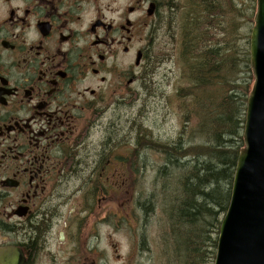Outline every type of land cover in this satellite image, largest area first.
<instances>
[{"label": "flooded vegetation", "instance_id": "flooded-vegetation-1", "mask_svg": "<svg viewBox=\"0 0 264 264\" xmlns=\"http://www.w3.org/2000/svg\"><path fill=\"white\" fill-rule=\"evenodd\" d=\"M151 2L0 0V264H104V229L136 250L148 159L120 123L153 80Z\"/></svg>", "mask_w": 264, "mask_h": 264}, {"label": "trees", "instance_id": "trees-1", "mask_svg": "<svg viewBox=\"0 0 264 264\" xmlns=\"http://www.w3.org/2000/svg\"><path fill=\"white\" fill-rule=\"evenodd\" d=\"M238 1L241 0H163L168 13L167 16L160 15L157 28L166 26L168 33L173 34L179 66L188 83V87L179 91V98L184 102L185 131L197 111L195 136L200 135L203 140L195 150L184 146L186 143L182 146L185 152L180 155L188 161L184 163V176L177 183L182 198L180 200L179 197L178 205L172 209L170 264L212 262L217 241L211 234L213 229L218 231L221 223L219 214H225L229 206L230 186L239 157L237 144L242 143L243 146L247 101L239 94V84L231 80L238 73L237 59L232 55L226 56L220 48H207L204 39L208 37L210 27L207 18L222 19L225 14L239 13ZM156 6L160 9V3ZM200 18H206L203 32ZM243 57L244 63L249 65L247 50ZM223 71L230 78L222 75ZM209 88L210 92L207 91ZM172 150L166 153V160L177 170L172 159L178 157L179 144ZM193 152L198 158L188 157ZM168 164L165 163L166 169L170 167Z\"/></svg>", "mask_w": 264, "mask_h": 264}, {"label": "rangeland", "instance_id": "rangeland-1", "mask_svg": "<svg viewBox=\"0 0 264 264\" xmlns=\"http://www.w3.org/2000/svg\"><path fill=\"white\" fill-rule=\"evenodd\" d=\"M151 1L155 5L160 3L158 12L161 16H167L168 10L163 5V0ZM237 8L239 13L235 15L228 16L225 14V18L222 19L207 18L210 27L209 32L207 31L208 37L204 39V42L207 48H220L225 51L226 56L232 55L237 59L238 73L231 80L234 79L240 85H238L239 94L247 101L254 85V77L250 60L249 65L244 63L243 54L247 50L250 58V39L252 29L255 26L257 0L238 1ZM200 22L203 32L207 25L206 18H200ZM168 31V28L162 25L158 33L154 35L157 43L154 47L156 64L152 83L149 84L148 91L144 93L143 98L137 101L134 109L129 111L130 122L121 120L120 123V134L130 133L131 144L134 143L135 139L141 137L140 142L143 146L138 148H145L146 151L142 153L140 158L146 159L143 156L146 155L148 159L146 170L141 173L137 171L136 182L130 188V195L125 194L127 188L120 192L121 196L125 194L124 198L133 197V203L136 205V250L130 248L128 239L123 233L114 237V241L119 244L118 252L112 253L106 250L109 240L108 230L104 229V264H170L169 257L173 249L170 235L173 229L172 209L175 204L178 205L176 201L179 197L180 200L182 198L177 183L181 182V178L184 176V163L188 161V158H181L180 154L185 152L182 151V146L183 143H186L184 146L195 150V146L203 144L200 135L195 136L197 111L195 118L190 122V127L185 131L184 102L179 98V91L188 87V83L184 79L182 67L179 66L176 41L172 38L173 34L170 35ZM222 75L227 76L226 72ZM210 90L209 88L207 91L210 92ZM178 144V157L172 159V162L177 165V170L170 165L169 169L164 168L161 171L164 163L167 162L166 153L173 151L172 149ZM241 144H237L240 148L239 153L244 147V144L243 146ZM188 157L198 158L195 152ZM204 160L208 161V158H204ZM140 167L141 163L139 162L137 168ZM177 188L179 192H177ZM230 190H232V186H230ZM146 200H148L147 208L151 210L146 212L148 216L145 221L139 207ZM224 215L219 214L221 221ZM178 230L180 231L181 228ZM218 231L213 229L211 234L216 241L219 237ZM137 244H139V250ZM215 258L216 254L214 259L211 258L212 262L209 264H214Z\"/></svg>", "mask_w": 264, "mask_h": 264}, {"label": "water", "instance_id": "water-1", "mask_svg": "<svg viewBox=\"0 0 264 264\" xmlns=\"http://www.w3.org/2000/svg\"><path fill=\"white\" fill-rule=\"evenodd\" d=\"M254 21L250 39L254 85L215 264H264V0H257Z\"/></svg>", "mask_w": 264, "mask_h": 264}, {"label": "bare ground", "instance_id": "bare-ground-1", "mask_svg": "<svg viewBox=\"0 0 264 264\" xmlns=\"http://www.w3.org/2000/svg\"><path fill=\"white\" fill-rule=\"evenodd\" d=\"M165 164V163H164ZM166 165H164V167H165ZM164 169H162V171H163ZM147 201L148 200H146L145 202H143V203H141V205H146L147 206ZM151 209L149 208V211H150ZM221 224H222V221H221V223H220V226H219V232H218V235H220V228H221ZM218 242V241H217ZM145 243H146V240H145Z\"/></svg>", "mask_w": 264, "mask_h": 264}]
</instances>
